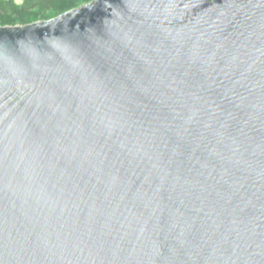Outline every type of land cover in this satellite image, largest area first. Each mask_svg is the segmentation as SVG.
I'll list each match as a JSON object with an SVG mask.
<instances>
[{"label":"water","instance_id":"95a60500","mask_svg":"<svg viewBox=\"0 0 264 264\" xmlns=\"http://www.w3.org/2000/svg\"><path fill=\"white\" fill-rule=\"evenodd\" d=\"M0 264H264V0L0 26Z\"/></svg>","mask_w":264,"mask_h":264},{"label":"trees","instance_id":"16d2710c","mask_svg":"<svg viewBox=\"0 0 264 264\" xmlns=\"http://www.w3.org/2000/svg\"><path fill=\"white\" fill-rule=\"evenodd\" d=\"M93 0H0V26L48 21Z\"/></svg>","mask_w":264,"mask_h":264}]
</instances>
